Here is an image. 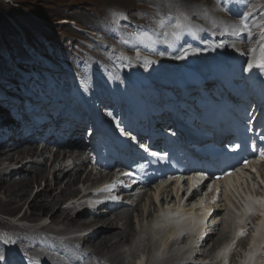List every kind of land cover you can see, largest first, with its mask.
I'll return each instance as SVG.
<instances>
[{
    "label": "rangeland",
    "instance_id": "obj_1",
    "mask_svg": "<svg viewBox=\"0 0 264 264\" xmlns=\"http://www.w3.org/2000/svg\"><path fill=\"white\" fill-rule=\"evenodd\" d=\"M205 6H209L211 11H207ZM251 10L257 11L258 14L254 17L253 29L248 31V36H250L249 47H251L250 54L252 55L251 49H257L258 55L261 45L264 44V40H261V37L264 36V0H252ZM178 12H182L187 16L186 23L188 25L200 24L214 30L217 34H224L226 30H230L233 33L238 32V29H233L234 26L232 27L231 24L233 23L230 18L212 0H201L198 5H195L193 0H0V80L5 76L12 77L11 75H13L12 70H14V66L9 60V53L21 62L30 63L29 61H38V57L35 56L36 54L34 55L32 48L48 54V57H55L59 61L63 60L72 63L74 67H76L75 59L81 62L89 61L91 63L97 60L108 63L112 59H108V57L115 50L114 48L110 49V46L120 48L116 41L121 43L124 37L134 35L127 34L126 31L135 33L133 27L140 28L141 33L146 32V29H155L154 31L163 30L164 28L161 29L157 26L156 21L161 17L167 18L170 14L175 15ZM115 13H122L126 19H117L114 16ZM54 50L60 53L63 59H61L60 55L54 53ZM28 71L34 72L35 69L29 68ZM22 140L25 141V139ZM17 144L18 149H23V151L27 150V148L34 147L40 156L38 158L37 156L33 158L28 156L23 160L8 165L11 174L6 176L5 179L20 185L32 181L28 186L31 192L27 197L28 199L26 198L25 200L28 203L24 205L25 202H22V208L14 218L0 212V230L5 228L2 226L5 224V221H15L16 224L20 217L28 212V204L30 202L35 200L40 203V206L46 205L54 200L55 197H60L62 192L68 191L67 189L71 185L72 175L77 172V168L72 166V162L69 161L61 170L55 173L65 172L60 181H57L54 173L49 172L47 173L46 180H40L35 184L33 183V178L37 175V167L41 173L45 169L51 170L54 167V156L57 153L53 155L51 151H45L44 149L40 151V147L43 145H24L20 142H17ZM7 148L9 146L0 147V150ZM58 155L61 156V159L64 157V154ZM68 155H71V153H68ZM91 166L87 165L80 172V181L71 187L76 193L75 196L77 195L78 197L72 199V196L68 195L65 199L63 198L60 207L74 219L79 218L88 221L96 217L93 214L96 213L98 218L103 216L105 219L112 220L116 229H110L107 225L100 226L99 229L92 228L93 230L88 228V230L77 231V233L74 232L67 237L62 236L63 239H74L77 237L79 239L99 230H103V237L121 232L122 230L120 228L124 227V225H122L123 222H120V225L117 224L116 213H120L121 210H130L133 221V228L130 233L133 236V243L128 244L120 253V260L123 264H158L159 262H168L174 257L175 259L181 258L178 261L184 258L183 264H189L186 262L187 259L194 261L193 264H249L248 255L251 246H246L247 249H243L245 253H248L245 254L239 253L237 245L241 242V238L248 241L252 238V235L254 236L252 231L256 228L258 222L257 215L252 214V211L249 216L245 217L243 205L246 204V199H253L256 204L258 203L257 199L254 198V193L258 194V191L262 192L264 184L257 175L253 177L250 175L247 179H243V181L233 179L230 185L225 186L227 189H225L227 199L224 201H226L225 204L227 205L223 204L220 206L222 207L221 212L219 214L218 212L215 213V223L213 222L214 224L210 227H205L203 230L204 236L202 234V236H197V234L196 236L194 235L183 239L180 236L183 231L180 229L177 234L172 236L174 227L170 224L160 225L158 223L160 214L164 213L161 207L162 194H160L158 200H156L154 195V201L148 195V197L144 198L145 201L142 202V205L138 206V210L134 209L137 204L134 203L133 208L128 206V208L114 211L110 214H107L106 207L97 209L93 208L94 206L91 203L79 202V199L82 197L79 196V193L83 195L87 190L90 191L92 188L91 185H83L88 173L93 171L94 167ZM2 169L3 166L0 167V176L2 175ZM94 173H98L97 170H94ZM255 178L256 181L254 180ZM244 180H248V182ZM55 181L58 182L56 185H54ZM159 192L156 191L155 193ZM173 195L174 200L170 203L171 208L174 205L178 207L181 200L180 195L178 198L175 192H173ZM3 199H5L4 190H1L0 200ZM177 207L176 209L169 210L166 209L167 207L165 208L167 216L169 215L170 217L175 214L174 212L180 211L178 219L167 221V223L171 222L173 225H176L181 222L180 216L188 218L195 216V214L199 215L194 211H186L188 208L185 207L183 202L181 205L182 208L179 211ZM192 208L190 209L194 210ZM141 210L143 211V217ZM52 211L54 209L50 210L48 214L43 215L41 209H38L35 212L38 214H36L37 216L40 215L38 219L40 221L32 225H29L30 223H23L22 225H28V231H34L36 230L35 228L38 229L42 226H48V237L61 242L62 239L58 238L60 236L54 235L58 234L59 230L60 232L62 231L61 226L55 227L50 224L49 219ZM204 212L207 213V211L203 210L201 214H206ZM247 218L249 219L248 221L244 220ZM206 221L207 219L204 220V224H207ZM224 227L228 233V237L224 245L216 253L212 254L216 260L202 257V254L212 250L218 234L223 231ZM6 229L8 230L7 227ZM241 231L245 232L246 235L238 237L237 234ZM8 233L1 232L4 236ZM209 234L213 235L204 243V246L201 242ZM179 237L181 238L179 239ZM7 239L9 238L7 237ZM118 241L119 239L113 238L110 245H115ZM25 246V243L15 245L16 248L22 249ZM83 249V253H89L87 244L83 246ZM106 253L107 250L105 251V255ZM244 256H247V258H244ZM88 259L89 264H95L91 256ZM260 263L261 261L256 262V264Z\"/></svg>",
    "mask_w": 264,
    "mask_h": 264
},
{
    "label": "bare ground",
    "instance_id": "obj_2",
    "mask_svg": "<svg viewBox=\"0 0 264 264\" xmlns=\"http://www.w3.org/2000/svg\"><path fill=\"white\" fill-rule=\"evenodd\" d=\"M200 1L201 0H193V3L195 5L196 4L198 5V4H200ZM205 9L207 11H211L209 6H207V7L205 6ZM33 138L36 139L35 136ZM21 143H24V142L22 141ZM16 145L17 144H14V145L9 146V148H7L5 150H3V149L0 150V167L3 166L2 175L0 176V191L4 190V196H5V199L0 200V212L8 215L10 217H13V218L21 210L22 202H25L26 198L29 196L31 191H30V187H28V186H29V184L32 183V181H29L28 183H24V184L20 185V184H17L16 182H12L11 180L9 181L8 179H5L6 176H9L11 174L10 168L8 167V165L14 164V162H16V161L23 160L24 158H27L28 156H30V158H33L35 156H37V158H38L40 156V155H38V153L34 147L27 148V150L23 151V149H18V146H16ZM15 157H17V159H15ZM41 157H42V155H41ZM69 161L72 162L71 163L72 166L77 168L76 169L77 172L74 175H72V180L70 181L71 185H70V187H68V189H67L68 191L62 192L61 196H60L61 198L55 197L56 199L54 198V200H52L50 203H48L46 205L44 204V205L40 206L39 205L40 203L36 202L35 200L30 202L28 204V212H26L17 221V223H19V224H17V223L15 224V221H10V222L5 221L4 226L7 227L8 230H10L9 233L6 234L7 237L9 238V240L17 241V239L22 240V239H27L28 237H33L34 239L36 238L37 240H38V238L41 240L42 239L48 240L49 243H53V244L58 243L54 240V238L48 237V235H47L48 234V226L47 227L44 226L43 228L36 229L34 231H28L27 230L28 225H26V226L22 225L23 223H25V224L30 223L29 225H32V224L40 221V220H38L40 215L37 216L38 214L35 212L38 209H41V212L43 215L48 214V212H50V210L54 209V211H52L51 217L49 219L50 224L55 226V227L61 226L60 228L62 230L61 232L59 230L58 234H54V235L66 237L68 235H71L74 232L77 233V231L88 230V228L99 229L100 226H106V225L110 229H116V226L113 223V221L110 219H105L103 216H100V218H98L96 216L93 219H90L88 221L81 220L79 218L74 219V218L70 217L69 213H67L65 210H62V208L60 207L63 198L65 199V197H67L68 195H71L72 199L78 197L77 195L75 196L76 193L72 190L71 187L74 186L76 183H78V181H80V172L83 169H85L87 167V165L93 164V158L92 157H90L88 155L87 156L81 155V153L75 154V155L64 154V157L61 159V156H59L57 154L54 156V161H53L54 167L51 170L45 169L44 172L41 173V172H39L38 167H37V170H36L37 175H35V177L33 178V183L37 184L40 180H46L47 179V173H49V172L54 173V177L57 179V181H60L61 177L64 175L65 172L59 173V174H55V173L58 170H61V168L64 165H66ZM6 164H7V166H5ZM71 165H70V167H71ZM94 170H96V167L93 168L92 172L88 173L87 178L83 182V185H91L92 188L90 191L87 190V192L84 193L83 195H80V193H79V196H82L79 199V202H85L87 204V202H89V200H91V198H92L91 194L93 191L92 189L97 183H99V181L102 178L101 173H94ZM248 176H250V175H246V179ZM257 176L263 181V184H264V172L257 173ZM237 179L239 181L240 180L243 181L244 177H240V178L238 177ZM232 180L233 179H229L226 182H224L225 185L226 186L230 185V183H232ZM254 180L256 181V178ZM246 181L248 182V180H246ZM57 183L58 182L55 181L54 185H56ZM51 189H53V188H51ZM179 189L180 188L174 187L173 189L170 188L169 190H171V192L172 191L175 192L176 196L178 198L179 194H180ZM255 191H256V188H255ZM157 192H159V191L157 190ZM196 193L199 194L198 191L195 192L194 194H196ZM262 193H263V191L262 192L258 191L259 195H261ZM160 194L163 195L162 200H161V207H162L163 211H164V206H166L167 207L166 209H168V210L169 209H176V207H177L176 205L172 206V208L170 206V203H172V201L174 200V195L172 193L168 192V190L167 191L165 190L163 193H155L156 200L159 199ZM205 197H207V196H205ZM192 198L189 201H187V202H189L188 206H190V202H191ZM224 198H225V200L227 199L226 191L224 194ZM164 199H165V201H164ZM128 200H129V202L132 200V206L134 203H137L135 207L133 206L134 209H137V210H138V206H141L142 202L145 201L144 198L137 199L138 201L134 200V198H129ZM168 200H170V203H168ZM210 201H212L211 198L206 200L205 205H203L204 203L201 204V205L205 206L204 211H207V213L204 212L206 214H203L204 215L203 217H200V215H197V214H195V216H193V217H188V218L187 217L184 218V217L180 216L181 222H179L175 225V227L173 229L172 236L177 234V232H179L180 230L183 231L180 235L181 237H183V239L192 237L194 235L196 236L197 234H198L197 236H199L201 234L203 235L204 234L203 230L205 229V227L206 226L210 227L215 223V221H214L215 220L214 219L215 214H214L208 220V223L204 224V220L208 219L210 211H211V209H213V208H210V206H209ZM245 201H247L245 204V206H247V207H246V210H244L245 211L244 215L246 217V216H249V214L252 212V209L255 207L256 202L253 199H248V200L246 199ZM182 202H183V197L181 198V200L179 202V206L177 207L178 211L182 208L181 207ZM223 202H224V200H223ZM257 202L262 204V201H257ZM27 203L28 202L26 201L24 203V205ZM151 204L154 205V203H152V202H151ZM196 208H197V206L193 205L192 209H196ZM86 211L88 212V210H86ZM103 213H104V211H103ZM85 214H88V213H85ZM141 214L143 217V211L142 210H141ZM171 217L178 219L179 216H175V214H174V215H171ZM166 218H170V216L168 215V216H166ZM116 220L118 222L117 223L118 225H120V222H123L122 225H124V227L120 228L122 230L121 232H117L114 235L103 237V232H102L103 230H99V231L93 232L92 234L86 235L85 237H82L79 239L76 238L74 240H70L67 238L68 240H66L65 243L60 244L59 246L62 249H67V248H65V246L68 247V244H72L75 241H80L83 246H86V244L88 245L89 255L93 258L95 264H123V262L120 260V257H121L120 253L123 251V249L125 247H127L128 244L133 243L132 242L133 236H131V233H130L132 228H133L132 214H131L130 210H121L120 213L117 212L116 213ZM192 221L195 223L191 224ZM257 221L258 222H257L256 228L254 229V227H253L254 230L252 231L254 233V236L252 235V238L248 241H246L244 238H241V242L237 245V249L239 250V253H245V251H243V249L246 248V246H251V248L249 247L250 248L249 254H254L257 257L256 262L258 263V262H260V257L264 256V246H263L264 245V220L260 221L257 218ZM244 223H246V222L244 221ZM241 226H243V225H241ZM245 226H246V224H245ZM211 231H212V229H211ZM227 234L228 233L226 232L225 227H224L223 231L220 234H218L217 240L215 241L212 250L208 253L202 254V257H205L206 259L211 258L212 260H214L215 258H213L212 254L216 253V251H218L224 245V243L228 237ZM212 235L213 234H209L204 240H202L201 243H203V245H204V243L207 240H209V238L212 237ZM181 237H179V239ZM113 238L119 239V241L117 243H115V245H110L111 240H113ZM139 249H140V247H139ZM106 250H107V253L105 255ZM260 250H261V252H260ZM244 258H247V256H244ZM180 259L179 258L175 259V257H174L173 259L169 260L168 262H159L158 264H181V263L183 264L184 258L181 261H178ZM186 262L189 264L194 263V261H192L190 259H187ZM85 264H89V262H87Z\"/></svg>",
    "mask_w": 264,
    "mask_h": 264
},
{
    "label": "snow or ice",
    "instance_id": "obj_3",
    "mask_svg": "<svg viewBox=\"0 0 264 264\" xmlns=\"http://www.w3.org/2000/svg\"><path fill=\"white\" fill-rule=\"evenodd\" d=\"M114 16H116L117 19L126 17L123 16L122 13H115ZM187 16L184 15L182 12H178L175 15H169L167 18L161 17L158 21H156L157 26L161 29L165 28V25L167 24V31L164 33L165 36L171 35L173 38L178 39L181 35V31H191V28L187 25ZM241 26L245 29H247V24L242 20ZM133 39L141 44H144L145 41L152 40L151 35L148 33H140L138 35H135ZM261 40H264V36L261 37ZM145 46H147L145 44ZM252 52V59L248 62L249 63V69L256 68L260 70H264V44L261 45L259 49V54L257 55V49H251ZM143 147V145H141ZM145 151H148L147 148H145ZM151 155L157 156L159 159H162L163 157H159L156 152H152ZM245 167H247V161H245ZM232 173H228V175H231ZM238 237H242L246 235L245 232L241 231L238 234ZM234 246V245H233ZM257 257L254 254H249V264H256ZM261 264H264V256L260 257Z\"/></svg>",
    "mask_w": 264,
    "mask_h": 264
}]
</instances>
